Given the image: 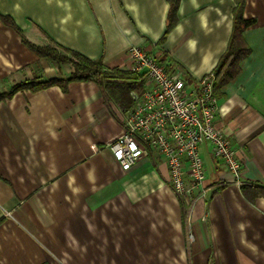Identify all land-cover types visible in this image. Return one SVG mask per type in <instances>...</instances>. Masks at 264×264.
<instances>
[{"label":"crops","instance_id":"obj_1","mask_svg":"<svg viewBox=\"0 0 264 264\" xmlns=\"http://www.w3.org/2000/svg\"><path fill=\"white\" fill-rule=\"evenodd\" d=\"M169 6L0 0V94L35 76L70 75L22 36L107 70L128 71L136 45L195 84L213 74L241 8L254 20L242 32L250 53L218 88L213 121L237 150L239 176L202 143L205 193L179 197L155 151L126 171L114 160L123 106L96 82L17 90L0 99V264H264V195L252 187L264 186V0H179L170 28Z\"/></svg>","mask_w":264,"mask_h":264},{"label":"built area","instance_id":"obj_2","mask_svg":"<svg viewBox=\"0 0 264 264\" xmlns=\"http://www.w3.org/2000/svg\"><path fill=\"white\" fill-rule=\"evenodd\" d=\"M127 48L128 71L144 74V82L130 92L131 104L121 112L124 129L109 144L121 169L155 151L167 164L171 190L192 198L196 189L200 196L205 193V172L198 148L209 143L212 155L238 177L242 162L237 150L213 123L218 108L213 74L187 84L181 69L168 72L163 61L142 47Z\"/></svg>","mask_w":264,"mask_h":264},{"label":"trees","instance_id":"obj_3","mask_svg":"<svg viewBox=\"0 0 264 264\" xmlns=\"http://www.w3.org/2000/svg\"><path fill=\"white\" fill-rule=\"evenodd\" d=\"M169 3L168 28L176 21L175 13L179 0H169ZM253 22V19H245L242 17L241 8L235 10L231 36L227 43V48L220 55L216 66L212 70L214 77L213 90L215 94L222 84L231 80L238 73L240 62L250 53L249 47L243 43L242 32L243 29ZM12 27L21 34L20 30L13 23ZM21 39L34 52L42 57L50 58L55 64H68L71 67L70 75L65 79L54 78L44 81L39 76L32 77L33 79L31 80L12 85L8 91L0 94V99L10 97L17 90L39 91V89L48 86L52 87V85H60L65 90L70 81H93L108 95L119 101L123 108H128L131 104L130 92L139 89L143 85L144 74L118 69L107 70L99 60H89L87 57L75 51L59 46H37L30 43L24 36ZM252 187L254 196L264 195V186L254 185Z\"/></svg>","mask_w":264,"mask_h":264},{"label":"rangeland","instance_id":"obj_4","mask_svg":"<svg viewBox=\"0 0 264 264\" xmlns=\"http://www.w3.org/2000/svg\"><path fill=\"white\" fill-rule=\"evenodd\" d=\"M66 69V68H65ZM64 71V69H62Z\"/></svg>","mask_w":264,"mask_h":264}]
</instances>
